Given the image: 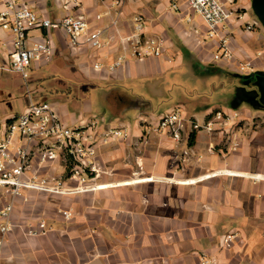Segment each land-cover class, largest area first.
I'll list each match as a JSON object with an SVG mask.
<instances>
[{
  "label": "crops",
  "instance_id": "obj_1",
  "mask_svg": "<svg viewBox=\"0 0 264 264\" xmlns=\"http://www.w3.org/2000/svg\"><path fill=\"white\" fill-rule=\"evenodd\" d=\"M25 1L51 19L62 18L66 12L87 17L94 28L104 29L108 44L101 51L74 48L61 30L32 31L33 40L51 38L54 55L49 63L31 68L35 74L28 83L29 91L24 85L21 89L28 96L22 110L34 102L33 93L54 90L57 81L43 87L46 75L39 72L59 61L63 64L59 85L75 80L80 85L87 81L110 88L111 120L106 124L128 128L131 137L98 147L99 189L72 196L27 193L28 201L19 199L13 215L17 226L8 235L0 264H198L202 252L217 264H264V106L260 95L243 114L239 109L242 100L224 93L213 106H184L190 112L184 110L185 116L199 123L209 120L217 109L238 111L241 118L219 124L212 133H193L178 144L166 135L147 132L162 115L142 113L133 125L122 121L128 109L138 105L132 104L134 96L121 87L154 79L170 67L186 65L200 79L211 74L207 69L211 67L235 72L242 60L253 62L252 72H264V47L250 50L249 45L255 37L264 43L261 23L250 13L252 0H232L231 6L241 18L234 19L228 29L231 61L214 60L218 41L206 38L202 19L185 0H123L120 4L79 0L78 7L68 4L65 12L59 9L64 6L61 0ZM97 15L102 19L96 20ZM137 15L146 21L145 34L165 39L163 56L137 59L131 57L129 45L122 43L135 33L133 18ZM255 22L259 24L248 31L246 26ZM9 40L0 29V62L6 61L3 44ZM123 56H127L125 62L110 71L109 66ZM194 63H198L196 68ZM96 64L101 68L96 69ZM55 107L65 122L76 123L68 115V107ZM72 107L88 109L90 100L84 99L82 105L74 102ZM197 110L201 121L196 118ZM2 112L6 114L4 105ZM233 141L240 143L236 151L230 150ZM63 166L57 161L43 173L62 175ZM61 210H71L72 220L65 221L59 215ZM41 216L49 219L53 230L43 237H27L26 221ZM228 233H238L240 238L225 250L222 239Z\"/></svg>",
  "mask_w": 264,
  "mask_h": 264
},
{
  "label": "built area",
  "instance_id": "obj_2",
  "mask_svg": "<svg viewBox=\"0 0 264 264\" xmlns=\"http://www.w3.org/2000/svg\"><path fill=\"white\" fill-rule=\"evenodd\" d=\"M74 7L79 0H63ZM120 4L123 0H115ZM187 7L199 16L206 27V38L218 41L214 60L231 61L228 29L232 21L240 19L239 12L231 6L232 0H185ZM176 9L177 6L175 5ZM102 16L97 15L96 20ZM191 20V19H189ZM135 33L124 37L122 43L129 45L131 57L137 59L157 58L165 53L166 41L162 37L145 34L146 21L142 16L133 18ZM259 23L248 24L252 31ZM0 29L10 40L3 46L7 48L6 61L0 62V74H17L25 88L31 79L30 70L38 63H49L54 55L51 38L33 40L34 30H61L74 48L86 46L93 51H101L107 46L104 29L94 28L89 19L82 15L67 14L59 19H51L34 9L25 0H0ZM127 56L120 57L109 66L113 71L121 66ZM169 62H172L171 59ZM96 69L101 65L96 64ZM252 61H239L240 74L252 72ZM238 111H213L211 118L204 123L185 116L182 106H177L162 115L147 128V132L166 135L178 144L193 133L217 131L219 124L234 123L240 120ZM128 128L114 127L92 118L79 125L65 122L55 106L46 101L31 102L20 113L6 121H0V261L8 235L17 226L14 212L19 199L28 201L27 193H38L49 197L72 196L99 189L96 179L102 174L97 162V149L116 141L130 139ZM240 143L233 141L231 151H236ZM57 161L63 162L62 175L43 173ZM65 219H71V210H61ZM24 234L30 238L48 235L53 227L47 217L28 219ZM238 233H228L222 239L225 250L231 249L238 241ZM198 264H217L208 253L202 252Z\"/></svg>",
  "mask_w": 264,
  "mask_h": 264
},
{
  "label": "rangeland",
  "instance_id": "obj_3",
  "mask_svg": "<svg viewBox=\"0 0 264 264\" xmlns=\"http://www.w3.org/2000/svg\"><path fill=\"white\" fill-rule=\"evenodd\" d=\"M61 1L64 6L59 9L65 12L68 10L66 6L68 4L63 0ZM250 13L255 14L252 10ZM67 14H69V12H66V15ZM249 15L253 21V15ZM261 27L264 31V27L262 25ZM249 45L250 50H261L264 47V43L260 42L256 37L249 42ZM54 65L49 66V68H41L39 72L46 75V78L42 79L43 87H48V85H50L48 82L57 81L54 90L52 89L51 92L44 91L43 95L33 93L34 102L46 101L53 106L68 107V115L75 118V124L88 121L92 118L99 119L105 124L110 122L109 99L107 97L110 88L104 83H86V80L85 85H80V83L75 80L68 81V83L65 84L66 86L59 85L61 83L60 78L63 77L61 69L63 64L58 61L56 65ZM32 68H34V66ZM256 72L259 71L250 72L248 74H240L237 70L235 72L220 71L208 74L204 78L197 79L190 70H188L186 65L170 67L154 79L144 78L141 83H135V86L133 84L132 87L129 85L121 87L125 89L126 92H129V95L134 96L133 98L135 100L132 101V104L138 105V107L132 106L128 109L122 121L133 125L135 120L139 119L142 113L146 115L152 114L158 117L177 106L189 107L192 105L198 108L213 106L218 102L220 93H224L225 96L231 98L236 96L239 89L247 91L253 90L260 95L258 75L252 76V73ZM33 74L35 73L30 70V76ZM8 83H10V85H6ZM23 85L24 83L21 78L12 77L10 79H5L0 75V121L8 114L12 115L21 111L23 108L22 106L26 105L25 102L28 96L25 92H21ZM84 99L90 100V107L88 109L82 108L85 106L80 108L72 107L74 102H78L82 105ZM3 105L6 108L5 115H3L2 112ZM249 106L252 105L243 101L242 105L239 106L240 112L243 114L245 109H249ZM197 111L198 116L196 118L201 121V113L199 110ZM185 112L190 114L188 110H185ZM69 122L71 123L70 125L74 124L72 121ZM59 215L64 218L60 213ZM72 218L69 220L64 219L65 221H71Z\"/></svg>",
  "mask_w": 264,
  "mask_h": 264
},
{
  "label": "water",
  "instance_id": "obj_4",
  "mask_svg": "<svg viewBox=\"0 0 264 264\" xmlns=\"http://www.w3.org/2000/svg\"><path fill=\"white\" fill-rule=\"evenodd\" d=\"M252 8L261 25L264 27V0H253ZM258 75V87L260 93V102L264 106V72L252 73V76Z\"/></svg>",
  "mask_w": 264,
  "mask_h": 264
},
{
  "label": "trees",
  "instance_id": "obj_5",
  "mask_svg": "<svg viewBox=\"0 0 264 264\" xmlns=\"http://www.w3.org/2000/svg\"><path fill=\"white\" fill-rule=\"evenodd\" d=\"M197 66H198V63H194V67L196 68ZM207 69H209L210 73H215V72H220L221 71L220 69H218L216 67H211V68H207ZM236 96H238V98L240 100L246 101L247 103H250V105H254L251 102H253L254 100L257 99L258 94L255 91H253V90L247 91V90L239 89V91L237 92ZM256 106H259V104H256ZM256 106H254V107L257 108Z\"/></svg>",
  "mask_w": 264,
  "mask_h": 264
}]
</instances>
